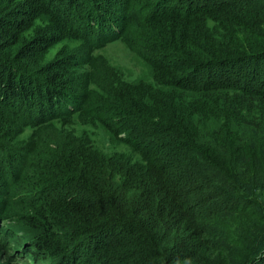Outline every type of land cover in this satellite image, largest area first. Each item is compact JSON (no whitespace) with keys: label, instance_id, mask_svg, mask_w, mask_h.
Masks as SVG:
<instances>
[{"label":"trees","instance_id":"16d2710c","mask_svg":"<svg viewBox=\"0 0 264 264\" xmlns=\"http://www.w3.org/2000/svg\"><path fill=\"white\" fill-rule=\"evenodd\" d=\"M120 1L118 19L105 18L98 3L83 16L100 31L125 28L130 1ZM141 8L137 33L154 52L145 58L152 82H120L116 91L138 90L140 98L117 92V105L103 93L89 96V81L65 87L40 72L32 64L39 46L7 31L15 16L0 17V123L16 116L11 104H29L26 119L86 111L129 147L117 152L72 136L78 177L50 197L66 220L39 226L36 236L53 253L59 237L69 239L61 264H264V0ZM16 157L20 151L0 157V194L20 179ZM5 203L0 196L1 210Z\"/></svg>","mask_w":264,"mask_h":264},{"label":"rangeland","instance_id":"374dc122","mask_svg":"<svg viewBox=\"0 0 264 264\" xmlns=\"http://www.w3.org/2000/svg\"><path fill=\"white\" fill-rule=\"evenodd\" d=\"M129 1L130 6L125 13L128 25L113 28L109 22L108 27L101 28V31L94 29L93 23H87L88 16H83V11H98V3L106 9L105 18H119L116 11L120 12L118 3L123 1L114 0L115 5H110L107 0H62L59 8H55L50 2L44 4L38 0H0V17L15 16V24L8 26L7 31L13 34L15 29L17 37L24 39L21 41L39 46L32 64L40 72L51 71L65 87L70 83L81 89L80 84L89 81L94 92L89 96L103 93L107 103L117 105V100L112 97L118 92L115 88L119 89L120 82H152L153 67L145 58H150L154 52L142 44L141 40L144 43L148 40L137 31L140 29V16L145 13L141 5L156 0ZM16 46L17 43L14 44ZM37 76L44 77L43 73ZM137 91L125 88L123 92L135 103L140 98ZM11 106L10 110L16 116L7 123H0V157L7 162L19 151L23 157L14 160L15 165L18 162L22 167L19 181L0 194L6 202L4 210L0 209V264H61L63 254L71 246L69 239L59 237L60 248L54 254L42 245L36 234L41 225H54L66 220L51 210L56 204L50 197L56 192H68L66 187L78 177L72 168L74 152L68 149L71 145L69 140L72 136L81 135L87 141L85 145L93 140L97 145L117 152H125L129 147L118 138L111 137L92 113L76 111L70 116L63 114L59 118L46 119L34 111L26 119L23 117L28 114L29 104H22L20 108L15 104ZM54 107L59 108L57 104ZM10 165L13 166L9 164V170L6 167L7 173ZM61 227L51 226V229L63 230Z\"/></svg>","mask_w":264,"mask_h":264}]
</instances>
